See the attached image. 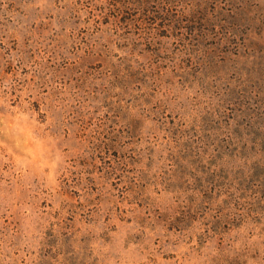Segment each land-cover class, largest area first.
Segmentation results:
<instances>
[{"label": "rangeland", "instance_id": "374dc122", "mask_svg": "<svg viewBox=\"0 0 264 264\" xmlns=\"http://www.w3.org/2000/svg\"><path fill=\"white\" fill-rule=\"evenodd\" d=\"M136 1L0 0V264H264V0Z\"/></svg>", "mask_w": 264, "mask_h": 264}, {"label": "trees", "instance_id": "16d2710c", "mask_svg": "<svg viewBox=\"0 0 264 264\" xmlns=\"http://www.w3.org/2000/svg\"><path fill=\"white\" fill-rule=\"evenodd\" d=\"M136 3H143L144 5L146 4V3H148V1L147 0H143V1H141V0H138V1H136Z\"/></svg>", "mask_w": 264, "mask_h": 264}]
</instances>
